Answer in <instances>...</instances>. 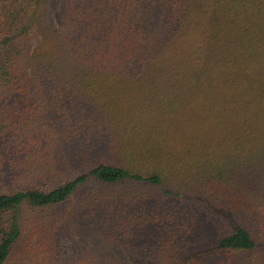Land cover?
<instances>
[{
  "label": "trees",
  "instance_id": "obj_1",
  "mask_svg": "<svg viewBox=\"0 0 264 264\" xmlns=\"http://www.w3.org/2000/svg\"><path fill=\"white\" fill-rule=\"evenodd\" d=\"M264 0H0V264H264Z\"/></svg>",
  "mask_w": 264,
  "mask_h": 264
},
{
  "label": "rangeland",
  "instance_id": "obj_2",
  "mask_svg": "<svg viewBox=\"0 0 264 264\" xmlns=\"http://www.w3.org/2000/svg\"><path fill=\"white\" fill-rule=\"evenodd\" d=\"M263 257H264V255H263Z\"/></svg>",
  "mask_w": 264,
  "mask_h": 264
}]
</instances>
